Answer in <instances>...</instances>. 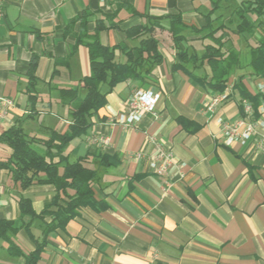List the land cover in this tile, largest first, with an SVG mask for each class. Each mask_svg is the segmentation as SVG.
I'll return each mask as SVG.
<instances>
[{
  "label": "crops",
  "instance_id": "crops-1",
  "mask_svg": "<svg viewBox=\"0 0 264 264\" xmlns=\"http://www.w3.org/2000/svg\"><path fill=\"white\" fill-rule=\"evenodd\" d=\"M244 1L251 0H222L211 16L216 20L213 27L217 22L223 25L215 37L228 35L221 51L233 52L238 60L264 29V16L247 15V20L255 23L253 36L232 34L238 24L234 8ZM130 8L136 14H131ZM210 10L211 0H0V99L13 101L7 118L0 123V136L15 125L37 139H46L52 130H67L69 110L58 89H79L80 80L89 73L87 49L78 46L69 58L75 38L64 33L78 13L91 14L87 30L92 32L97 20L105 21L104 16L117 12L113 22L118 27L98 35L107 47L120 43L136 46L137 41L128 40L125 32L146 23L144 16L160 18L153 36L162 62L147 75L146 88L159 94L155 106L158 118L145 115L128 128L114 122L124 114L131 91L139 88L134 81L117 84L105 96V104L92 117L87 133L73 139L65 154L71 162L89 158V166L97 171L94 198L107 208L101 212L79 210L64 230L48 235L37 264H264V153L255 152L250 144L227 147L220 139V121L240 115L243 97L236 85L241 83L255 96L259 94L257 84H264V79L255 80L250 68L243 70L238 61L225 87H232L230 100L219 104L213 113L205 110L219 93L209 87L210 67L198 59L206 48L214 50L215 46L207 32L195 31L206 25ZM170 15H179L188 27L184 41L177 46L168 30L166 17ZM178 48L197 57L194 64L186 63L188 74L173 70ZM33 55L37 57L38 83L37 99L31 107L25 88ZM178 117L193 125L183 128ZM94 137H106L110 143H91ZM149 137L173 154L168 189L149 161L155 152ZM32 148L44 153L36 145ZM135 153L143 159L135 160ZM10 154V148L0 142V163ZM100 156L109 157L112 165L99 166ZM53 195L51 185L22 190L8 171L0 168V221L13 222L15 231L9 236L24 255L34 250V243L24 228L30 218L21 219L18 200H30L39 214ZM29 229L35 238L41 237L39 221H33ZM23 263L22 256L10 255L7 243L0 242V264Z\"/></svg>",
  "mask_w": 264,
  "mask_h": 264
},
{
  "label": "trees",
  "instance_id": "trees-1",
  "mask_svg": "<svg viewBox=\"0 0 264 264\" xmlns=\"http://www.w3.org/2000/svg\"><path fill=\"white\" fill-rule=\"evenodd\" d=\"M222 0H211V10L206 15V25L195 32H207L206 37L211 40L215 49L206 48L205 53L198 59L205 62L211 69V79L209 87L217 93H221L227 84L229 76L232 74L236 65H238L237 55L233 52H222L225 44L226 34L222 33L215 37L216 33L222 30V23L217 22L215 27L212 24L216 21L211 17L219 9V3ZM126 7V6H125ZM119 8H122L119 7ZM119 10V9H117ZM131 14L136 12L130 8ZM234 13L238 19V24L232 31L233 35L248 37L253 36L255 23H250L246 16L251 15L256 18L264 16V0L244 1L234 8ZM90 13L83 11L78 13L65 26V35H72L75 43L72 46L70 56L73 55L78 46L87 49L89 60V73L80 80V87L58 89L59 98L63 105L69 110V125L64 133H58L54 130L49 132L46 139H37L24 133L19 125L7 129L1 136L0 142L6 144L11 154L5 162L0 163V168L8 171L13 183L18 184L22 190L32 185H51L54 188V195L51 203L36 214L30 200L20 197L18 208L21 219L29 217L30 221L24 228L30 240L34 243V250L28 254H23L20 248L9 236L15 231L13 222L0 221V242L7 243V251L15 257L22 256L23 264H37L40 254L47 245L49 234L58 230H64L67 223L72 220L78 211L83 208H90L95 212H101L107 208L102 201H96L94 198L93 186L96 183L97 171L89 166V158H78L69 161L65 149L69 143L78 137L85 135L92 125V117L105 104V96L113 88L126 80L134 81L139 88L146 89L148 86L147 75L153 66L162 62V56L159 52L158 41L154 38V28L157 27L160 18L144 16L146 23L133 27L125 32L128 40H136L137 45L128 48L120 43L113 47L103 46L99 42L98 35L101 31L116 29L117 22L113 20L117 12L104 16L105 21L97 20L92 32L87 30ZM169 32L174 44L177 46L184 41L183 32L188 27L183 24L179 15H170ZM78 31H75V26ZM250 76L255 80L264 79V29L258 38L249 46ZM177 63L173 70H182L187 72L186 63L197 61V57L190 56L186 51L177 49ZM67 61V59L65 60ZM59 62L56 61L55 65ZM37 57L33 55L27 71V86L25 93L27 99L34 107L37 99L36 85L38 83L35 77ZM56 70L53 71L55 73ZM105 86V90L102 88ZM236 88L240 95L251 101L256 108L261 99V95H250L238 83ZM80 90L84 91L80 95ZM178 123L187 128L193 123L178 117ZM36 145L44 150L39 154L32 146ZM56 159V161H55ZM99 166L109 167V157H98ZM46 219H49L47 222ZM39 221L42 227L41 237L35 238L29 227L33 221Z\"/></svg>",
  "mask_w": 264,
  "mask_h": 264
},
{
  "label": "built area",
  "instance_id": "built-area-1",
  "mask_svg": "<svg viewBox=\"0 0 264 264\" xmlns=\"http://www.w3.org/2000/svg\"><path fill=\"white\" fill-rule=\"evenodd\" d=\"M257 93L264 97V84H257ZM232 96V87H227L221 93L214 96L211 102L206 106L208 113H213L215 108L224 102L230 100ZM159 100V94L152 89L135 88L131 91L129 97L125 101V112L123 115L114 119V122L122 127H132L143 116L148 115L153 119H157L158 115L155 106ZM13 106V101L9 99H0V123L8 116L9 109ZM240 115L232 121H220V139L222 143L231 147L234 144H250L258 153H264V98L261 99L255 108L253 103L247 99L239 102ZM91 143H99L103 146L109 145L108 138L91 139ZM155 152L149 158L150 163L154 167V174L163 179L166 189L171 187L168 171L174 163L173 154L165 150L162 145L153 137L148 138ZM135 160L143 159V155L135 153L132 155ZM180 177L182 174L178 173Z\"/></svg>",
  "mask_w": 264,
  "mask_h": 264
},
{
  "label": "rangeland",
  "instance_id": "rangeland-1",
  "mask_svg": "<svg viewBox=\"0 0 264 264\" xmlns=\"http://www.w3.org/2000/svg\"><path fill=\"white\" fill-rule=\"evenodd\" d=\"M261 33H257V37L260 36ZM248 61H249V53L248 51L242 53L241 55H239V64H240V67L244 70L247 68L248 66ZM264 97H262L263 99ZM245 99V98H243ZM242 100V99H241ZM248 100V99H247Z\"/></svg>",
  "mask_w": 264,
  "mask_h": 264
}]
</instances>
